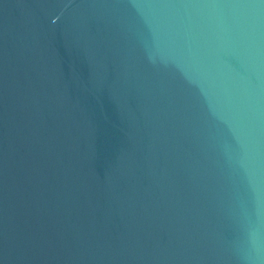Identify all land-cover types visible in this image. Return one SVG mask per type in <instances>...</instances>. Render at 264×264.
<instances>
[{"label":"water","instance_id":"1","mask_svg":"<svg viewBox=\"0 0 264 264\" xmlns=\"http://www.w3.org/2000/svg\"><path fill=\"white\" fill-rule=\"evenodd\" d=\"M0 264H264V0H0Z\"/></svg>","mask_w":264,"mask_h":264}]
</instances>
